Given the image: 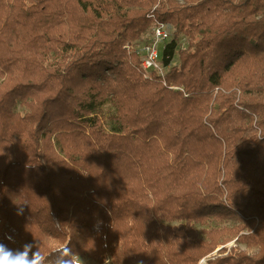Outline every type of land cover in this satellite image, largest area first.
I'll list each match as a JSON object with an SVG mask.
<instances>
[{"label": "trees", "instance_id": "trees-1", "mask_svg": "<svg viewBox=\"0 0 264 264\" xmlns=\"http://www.w3.org/2000/svg\"><path fill=\"white\" fill-rule=\"evenodd\" d=\"M0 242L264 264V0H0Z\"/></svg>", "mask_w": 264, "mask_h": 264}, {"label": "clouds", "instance_id": "clouds-1", "mask_svg": "<svg viewBox=\"0 0 264 264\" xmlns=\"http://www.w3.org/2000/svg\"><path fill=\"white\" fill-rule=\"evenodd\" d=\"M22 211L20 209L18 214H22ZM57 225L59 226V222ZM33 247V244H25L22 250L14 251L0 242V264H45V258L40 253L39 246L35 252L32 251ZM75 256L70 247L64 246L57 249L54 264H80Z\"/></svg>", "mask_w": 264, "mask_h": 264}, {"label": "built area", "instance_id": "built-area-1", "mask_svg": "<svg viewBox=\"0 0 264 264\" xmlns=\"http://www.w3.org/2000/svg\"><path fill=\"white\" fill-rule=\"evenodd\" d=\"M152 31V34L148 33L149 35H147L148 40L144 41L138 50L141 56L142 68L147 77L154 72L161 75L165 74L166 68L159 59V47L165 42V39L171 37L169 29L163 24L156 26Z\"/></svg>", "mask_w": 264, "mask_h": 264}, {"label": "rangeland", "instance_id": "rangeland-1", "mask_svg": "<svg viewBox=\"0 0 264 264\" xmlns=\"http://www.w3.org/2000/svg\"><path fill=\"white\" fill-rule=\"evenodd\" d=\"M181 3H182V2H181ZM161 25H162V24H161ZM163 25L167 26V28L169 29L170 34H171V36H172V35L174 34V28H173V26H172L171 24H163ZM156 26H159V25L156 24L152 29L154 30V28H155ZM152 32H153V31H152ZM152 32H150V34H152ZM170 34H169V35H170ZM147 35H149V34H145V35L143 36L142 40L138 41L137 45H135L134 48H135L137 51L139 50V46H140L144 41L148 40V39H147ZM169 38H170V36H169ZM169 38L165 39V41H167ZM183 48H186V43H185V41H184V44H183ZM140 57H141V56H140ZM242 248H243V250H245V249H244L245 247L242 246ZM79 261H80V264H96V262L91 261V260L86 259V258H85V259H79ZM104 264H111V261H110V258H109V257L105 260ZM200 264H206V260L201 261Z\"/></svg>", "mask_w": 264, "mask_h": 264}, {"label": "crops", "instance_id": "crops-1", "mask_svg": "<svg viewBox=\"0 0 264 264\" xmlns=\"http://www.w3.org/2000/svg\"><path fill=\"white\" fill-rule=\"evenodd\" d=\"M80 262V261H79Z\"/></svg>", "mask_w": 264, "mask_h": 264}]
</instances>
